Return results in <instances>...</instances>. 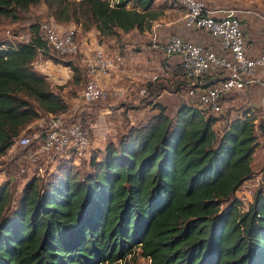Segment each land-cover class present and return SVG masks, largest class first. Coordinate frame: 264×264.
<instances>
[{"label": "trees", "instance_id": "1", "mask_svg": "<svg viewBox=\"0 0 264 264\" xmlns=\"http://www.w3.org/2000/svg\"><path fill=\"white\" fill-rule=\"evenodd\" d=\"M40 4L57 24L94 28L99 42L106 40L99 44L151 30L163 14L154 0H121L114 7L106 0H0V17L16 20ZM38 27L30 25L27 43L0 40V157L41 114L68 107L33 66L40 55L51 58ZM166 58L176 60L170 71H180L186 88L178 59ZM67 66V83L86 81L85 71ZM219 71L205 81L214 83ZM165 106L157 103L148 121L92 151L86 170L66 153L45 179L30 178L15 201L1 184L0 264H130L138 255L147 264H264V189L246 210L235 197L254 174L262 123L246 110L217 132L221 113L181 102L171 117Z\"/></svg>", "mask_w": 264, "mask_h": 264}, {"label": "rangeland", "instance_id": "2", "mask_svg": "<svg viewBox=\"0 0 264 264\" xmlns=\"http://www.w3.org/2000/svg\"><path fill=\"white\" fill-rule=\"evenodd\" d=\"M210 2L212 4L207 3L209 7L236 10L237 18H239L241 23H244L246 19L253 20L255 18L264 24V19L261 18L264 17V0H210ZM153 6L159 7V10L163 11L159 19H167L169 15H171L170 18L178 19L175 23L177 24L175 30L169 29L164 24L157 27L162 37H167V34L168 37L173 34H178L182 37L180 32L185 27L182 21V11L176 0H154ZM168 6L172 11L165 13ZM45 10L46 7L40 4L21 12L19 19L16 20L10 17H0V40L6 41L10 39L12 34L29 32L31 31L29 29L30 25L50 19L42 14ZM247 10L251 11V13H246L245 11ZM172 14L175 15L172 16ZM147 31L152 32L151 30ZM192 31L189 32L193 33ZM148 32L133 31L128 34L121 33L116 37L117 44H112L111 42L99 44L100 42H106V40L99 42L94 28L86 32L76 31V39L80 46V50L76 54L59 55L48 49L47 53L52 59L43 58L40 55L38 63L35 66L33 65L35 70L37 69L41 73H48L47 77L54 90L64 97L68 105L66 112L71 113L75 119H81L82 123L91 130V150L89 154L74 162V165L81 171L89 168L88 163L92 151L102 149L107 140L117 139L130 126L148 121L154 113L158 112L157 103L165 104L166 112L171 117L174 116L176 107L181 102L198 106L195 99L186 97L185 85L183 86L182 84L183 80H181L180 71L178 69L172 70L173 72L166 71L163 68L176 64L175 59L165 57L162 51L165 44L164 40L161 42L162 44L157 46V50L149 51L147 45L151 42L147 40ZM202 33L205 34V32ZM152 34L154 35V33ZM151 37L152 35L149 40ZM126 45H131L128 49L133 57V62L143 69H148L146 75L149 77L156 74L158 76L156 81L148 82L149 78L146 76H143L144 78L141 80L139 78L140 74L133 76L129 72H121L123 76L120 75L121 73L118 74V81L114 82L109 79L106 86L110 89L123 88L125 95H109L102 100L89 103L85 102L81 96L85 81L79 84L66 82L72 76V70L67 64H74L82 73V71H86L89 59L98 46H102L108 54L112 55L114 52L113 48L124 53L123 49L126 48ZM46 59H49V61ZM51 66L57 67L59 70L53 71ZM117 70L119 69L115 71ZM114 73L113 71L111 75H114ZM260 78L264 80V74L260 75ZM59 84L62 85L60 90L56 88ZM176 87H179L178 91ZM142 88H146L144 94L139 92ZM228 97L222 102V110L220 112L222 116H220V121L214 127L217 132L225 129L228 119L241 115L246 110H251L252 113H255L257 117L256 123H262L263 125V129H257L256 131L258 140L252 164L254 174L235 193V197L241 201L242 209L246 210L252 202L254 192L259 188L264 189V87L259 82H256ZM40 116H44V114ZM92 124H96L97 129L100 131L96 136L92 132ZM39 132L40 128L34 121L21 132L20 136L27 135L33 139V135ZM60 158L58 155H47L39 158L35 163H30L25 156L23 148L15 144L0 157V185L5 183L9 185L12 201H15L30 178L39 177L45 179L60 164ZM147 262V259L140 255L130 260V264H147Z\"/></svg>", "mask_w": 264, "mask_h": 264}, {"label": "built area", "instance_id": "3", "mask_svg": "<svg viewBox=\"0 0 264 264\" xmlns=\"http://www.w3.org/2000/svg\"><path fill=\"white\" fill-rule=\"evenodd\" d=\"M106 1L110 7H114L121 0ZM176 3L183 9L182 21L186 28L205 32L215 41V44L196 43L173 34L162 48L165 57L178 59L181 71L187 79L185 88L187 98L195 99L200 107L218 115L228 94L242 91L256 82L264 87V81L260 78V75L264 74V52L256 56L247 55L243 27L237 18L236 10L211 11L204 0H176ZM129 7L130 4L127 3L126 8ZM245 12L251 13L249 10ZM37 24L39 25L37 36L51 51L59 55H71L80 50L73 26L63 27L51 18ZM32 36V31H27L12 34L7 40L12 43H27ZM123 51L124 53L117 51L110 55L102 46L94 50L87 64L86 81L81 92L85 102L102 100L109 95H125L123 88L110 89L106 86L110 74L123 67L126 58L133 62L129 49L125 48ZM216 69H219L221 74L214 77L213 80H216L214 83L208 84L205 81L206 77L211 75V70ZM146 74L143 76L149 78L148 82L158 79L156 74L150 77ZM139 92L144 94L146 88ZM35 123L38 124L40 132L34 134L33 139L24 135L18 137L15 142L23 148L30 163H35L47 155L62 157L66 153H71L77 161L89 154L91 130L71 113L44 114ZM96 126L91 125L95 136L100 132Z\"/></svg>", "mask_w": 264, "mask_h": 264}, {"label": "crops", "instance_id": "4", "mask_svg": "<svg viewBox=\"0 0 264 264\" xmlns=\"http://www.w3.org/2000/svg\"><path fill=\"white\" fill-rule=\"evenodd\" d=\"M206 5L207 3H211L210 0H204ZM212 4V3H211ZM180 7V6H179ZM208 9L211 11L214 10H218V9H223L220 7H212V6H208ZM167 11H165V13L167 12H171L172 9L168 6V8H166ZM181 11H182V16L184 15L183 9L180 7ZM175 14H172V16H174ZM171 15H169V17L167 19H158L156 21L153 22L152 24V28H151V33L148 31H144V32H148L147 33V40L149 42H151L150 44L147 45V48L149 49V51H155L157 50L156 48H158L157 46L159 44H162L161 42L164 40V42L166 43V41L169 39L168 34L167 37H162V34L159 33V29H157V27H160L164 24V26H167L169 29H176L177 28V24H175L177 22L176 19L170 18ZM181 16V18H182ZM256 20V21H253ZM246 19V21L244 23H242V27H243V34H244V39L247 45V55L250 56H256L259 55L261 53L264 52V24L260 23L258 19ZM139 32L138 30L134 29L131 32ZM158 32V33H157ZM154 33V35L152 34ZM128 34V33H127ZM180 34L182 35V37L184 39L196 42V43H205V44H215L214 39H212L208 34H204L202 32H189L186 29L182 30L180 32ZM152 35L151 39L149 40L150 36ZM112 44L114 43L111 42ZM126 48H130L131 45H126ZM130 53V52H129ZM40 58V57H39ZM49 61V59H46ZM38 59L34 62V66L36 65ZM53 71H58L59 69L57 67L51 66ZM172 67H165L166 70L170 71ZM37 70V69H36ZM39 71V70H37ZM148 71V69H143L141 68V66H139L137 63H133L129 60V58H126V64L123 67H120L119 70L114 71V75H111V77L109 76L108 79L106 80V83H108V80H112L114 82L118 81V74H120L121 72H125L128 73L130 75H136V74H140L139 78H141V80L143 79V75L146 74ZM43 73V72H42ZM43 74L47 75L48 73L44 72ZM123 73H121L120 75H122ZM123 76V75H122ZM69 80V79H68ZM67 80V81H68ZM66 81V82H67ZM61 85V84H59ZM53 86V85H52Z\"/></svg>", "mask_w": 264, "mask_h": 264}]
</instances>
